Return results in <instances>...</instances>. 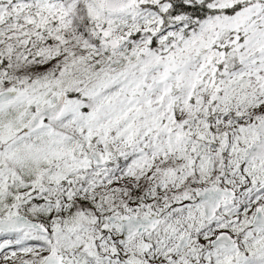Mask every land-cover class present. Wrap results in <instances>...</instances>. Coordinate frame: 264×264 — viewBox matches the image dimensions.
Listing matches in <instances>:
<instances>
[{
	"label": "snow or ice",
	"instance_id": "snow-or-ice-1",
	"mask_svg": "<svg viewBox=\"0 0 264 264\" xmlns=\"http://www.w3.org/2000/svg\"><path fill=\"white\" fill-rule=\"evenodd\" d=\"M0 264H264V0H0Z\"/></svg>",
	"mask_w": 264,
	"mask_h": 264
}]
</instances>
